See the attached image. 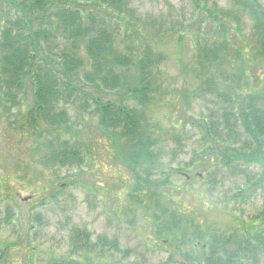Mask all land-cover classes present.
Segmentation results:
<instances>
[{
    "label": "rangeland",
    "instance_id": "374dc122",
    "mask_svg": "<svg viewBox=\"0 0 264 264\" xmlns=\"http://www.w3.org/2000/svg\"><path fill=\"white\" fill-rule=\"evenodd\" d=\"M200 1L210 8L216 4L228 10L238 7L234 0ZM258 1L264 8V0ZM128 5L132 18H127L136 24L135 36L126 37L121 27L115 47L121 51L147 43L162 58L152 69L154 90L150 99L135 107L147 124H151L157 139L159 161L152 178L163 180L166 176L168 181L152 185L149 193L132 192V176L117 157L114 140L100 132L98 115L90 101L86 103L87 108L80 99L65 106L69 127L64 132L80 143L83 162L72 168L44 166L45 150L40 144L48 134L38 137L27 119H23L32 105L31 92L27 89L11 105L10 114L4 113L0 106V249L6 247L0 264H46L68 258L79 260L80 264H87L89 260L97 264L95 253L100 247L83 252L84 259L71 253L70 236L77 230L90 234L91 245L98 237L118 241V253L103 246L106 254L99 259L102 264H196L201 249L195 242H189L192 238L189 232L194 227L205 233L207 240L212 234L241 232L249 228L252 217L264 216V183L251 198L247 196L252 188L235 196L237 186H243L246 178L218 168L216 160L206 158L200 141L203 140L200 126L203 117L212 109L215 112L221 101L197 88L205 78L217 77L216 73L227 79L228 75L237 73L230 66L231 51L225 49L220 54L226 61L216 73L213 70L205 75L199 73L195 38L196 42L198 37L204 38L209 46L216 40L222 41L215 22L212 18L206 20L205 29L200 30L199 16L192 14L189 0H128ZM237 17L242 31L237 39L228 38L229 47L233 44L240 47L250 31V18L242 14ZM153 29H160V34L155 36ZM51 44L55 53L67 51V47ZM131 52L133 57L138 54ZM77 57L83 61L84 71H89L90 61L82 44ZM84 71L79 72L76 83L85 91L102 100L119 97L109 88H96L87 83ZM263 74L264 69H256L251 80L244 84L254 87L263 81ZM207 150L211 149L207 147ZM201 154L206 162L200 161L202 158L197 161ZM205 166L208 167L205 169ZM248 171L258 173L259 166ZM154 199H158V204ZM7 213L10 218H5ZM36 215L40 225L34 223L32 232L37 235L30 254L31 247L20 246L24 242L20 244L13 231L29 229ZM172 218L179 224L188 222L189 226L181 224L187 229L186 236L176 233L172 227L168 228L172 233L163 227L162 237L158 235L160 219L164 222ZM4 219L17 225H7ZM262 221L254 225L256 230L264 228ZM88 256L92 258L85 259ZM244 264H264V253L257 261L248 259Z\"/></svg>",
    "mask_w": 264,
    "mask_h": 264
},
{
    "label": "trees",
    "instance_id": "16d2710c",
    "mask_svg": "<svg viewBox=\"0 0 264 264\" xmlns=\"http://www.w3.org/2000/svg\"><path fill=\"white\" fill-rule=\"evenodd\" d=\"M189 3L192 14L199 16L200 30H204V22L212 18L222 40H216L209 46L204 38L198 37L197 42L195 38L200 75L209 70L216 73L222 67L226 59L220 53L224 49L231 51L230 66L239 73L232 77L228 75L229 79L216 73L217 77L205 78L201 82L204 86L197 88L221 101L218 109L215 112L210 110L203 117L204 122L200 123L203 151L206 158L216 160L218 168L229 169V174L233 176H244L246 180L243 186H237L235 196L252 188L247 196L251 198L256 188L264 183V76L263 81L254 87L248 88L244 83L251 80L256 69H264V8L258 0H234L238 5L235 10L223 9L217 4L210 8L200 0H189ZM131 11L128 0H0V106L4 113L10 114L16 98L30 89L32 105L23 114V119H27L28 126L37 132L38 137L48 134L40 144L45 150L42 157L44 166L72 168L81 165L83 155L80 143L64 132L69 127L65 106L72 104L74 99H80L84 100L82 106L89 108L86 103L90 101L98 115L100 132L114 140L117 157L130 171L133 181L131 191L149 193L152 185L165 184L168 177H163V180L152 178L159 161L157 139L151 124H147L135 105L150 99L154 90L152 69L162 58L147 43L121 51L115 47L121 27L126 37L135 36L136 24L127 18H132ZM240 14L250 18V31L240 47L234 44L229 47L228 38L237 39L242 31L237 17ZM227 23L232 24L228 26ZM169 29L173 31L171 27ZM152 32L158 36L160 29H153ZM53 42L67 47V51L53 52ZM81 44L90 61L89 71H84L83 61L77 57ZM131 51L138 54L133 57ZM81 71H84L82 74L87 83L96 88H109L119 97L102 100L85 91L76 83ZM130 71H133L132 78L128 81ZM200 158V161L206 162L202 154L197 161ZM255 166H259L258 173H250L248 169ZM42 190L45 191V188ZM154 200L158 204V199ZM5 218H10L8 213ZM261 219L264 222L263 214H258L252 217L248 229L229 235H208L207 240L205 233L194 227L189 232L192 234L189 242H195L201 249L196 264L257 261L264 253V228L256 230L254 225ZM164 220L159 221L158 235L161 237L163 227L169 233L172 230L168 228L172 227L181 236L187 235L184 233L187 229L181 224L189 226L188 222L179 224L173 218ZM39 222L40 218L36 215L29 229L13 231L15 239L20 244L24 242L20 246L31 247L30 254L34 251L37 235L32 230L36 226L34 223L40 225ZM12 224L17 225L15 221L7 223ZM89 239L87 231L72 232L71 253L84 259L83 252L100 247L95 257L97 264H102L99 259L106 254L104 245L119 252L116 239L98 237L94 245ZM99 241L102 243L98 244ZM5 249H0V260ZM88 262L92 264L93 261ZM46 264L80 263L68 258L62 261L54 259Z\"/></svg>",
    "mask_w": 264,
    "mask_h": 264
}]
</instances>
